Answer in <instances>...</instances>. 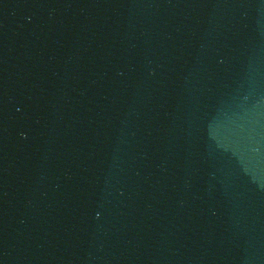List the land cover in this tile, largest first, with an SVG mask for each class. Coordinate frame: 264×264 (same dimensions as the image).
I'll list each match as a JSON object with an SVG mask.
<instances>
[{
  "label": "water",
  "instance_id": "1",
  "mask_svg": "<svg viewBox=\"0 0 264 264\" xmlns=\"http://www.w3.org/2000/svg\"><path fill=\"white\" fill-rule=\"evenodd\" d=\"M0 264H264V0H0Z\"/></svg>",
  "mask_w": 264,
  "mask_h": 264
}]
</instances>
